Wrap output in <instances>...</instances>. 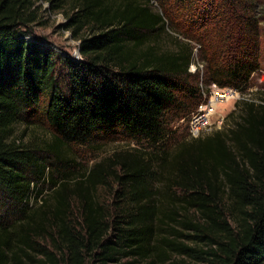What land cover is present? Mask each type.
I'll list each match as a JSON object with an SVG mask.
<instances>
[{
  "label": "trees",
  "instance_id": "trees-1",
  "mask_svg": "<svg viewBox=\"0 0 264 264\" xmlns=\"http://www.w3.org/2000/svg\"><path fill=\"white\" fill-rule=\"evenodd\" d=\"M158 2L0 0V264H264V94L240 98L210 135L166 146L171 118L195 110L203 86L245 95L262 68L264 5ZM45 12L65 15L80 60L34 35ZM163 35L174 49L160 47ZM193 46L200 85L189 73ZM32 118L51 133L56 159L99 141L139 149L81 174L76 209L62 184L32 210L42 194L34 180L48 173L13 137ZM110 183L106 207L93 192Z\"/></svg>",
  "mask_w": 264,
  "mask_h": 264
},
{
  "label": "rangeland",
  "instance_id": "rangeland-1",
  "mask_svg": "<svg viewBox=\"0 0 264 264\" xmlns=\"http://www.w3.org/2000/svg\"><path fill=\"white\" fill-rule=\"evenodd\" d=\"M261 3V4H260ZM152 7L155 10H159L158 0H151ZM259 5H264V0H258ZM44 8H48L47 4L43 5ZM44 25L33 28L34 35L43 42V45H47L54 49L56 52L70 57L72 59L80 60L81 56L79 53L78 46L80 42L73 38L70 31L66 30V18L61 12L59 13H48L44 14ZM261 46H262V68L259 72L255 73L250 81L249 88L243 97L240 95L230 98L225 104L218 106L217 114L213 120L221 119L223 127L225 118L230 113H238L236 102L240 98L244 100L254 99L258 102L256 94H264V17L261 18ZM172 34V33H171ZM30 40V38L28 39ZM182 41V39H180ZM160 47L162 49H174L171 38L162 36L160 39ZM192 61L189 66V73L194 76L193 85L202 84V70L203 67L198 60L196 47H192ZM205 95L207 96L206 88L203 86ZM210 98V97H209ZM208 98V99H209ZM194 109L186 116L174 117L170 124L172 135L167 141V148L169 151H174L183 144H188L192 141L188 133V123L191 114ZM235 115V116H236ZM34 118L30 119L28 123L19 122L14 125L13 137L19 141L22 145H25L36 151L35 156L41 160L43 165L46 167L47 176L42 180H34V188L42 192L40 197L32 199L29 206L32 210H35L39 205L40 201L47 200L52 201L53 193L61 188L62 184H67V195L72 201V208L76 209V196L73 194L75 190L76 181L80 180L81 174H85L95 164L104 161L111 157L115 152L119 151H131L136 148L139 149L135 144H128L121 141H107V142H95L87 146H74L71 149L66 150L65 154L60 156L58 159L53 158L46 152V147L52 142V135L49 133L44 126H42ZM219 125L213 124L211 127L206 128L202 135H210L218 129ZM145 152H149L145 146L140 148ZM37 181V183H36ZM59 183L58 187H52L51 183ZM111 187H98L93 192L95 199L106 207L110 206L113 200V191L117 188L115 183H110Z\"/></svg>",
  "mask_w": 264,
  "mask_h": 264
},
{
  "label": "built area",
  "instance_id": "built-area-1",
  "mask_svg": "<svg viewBox=\"0 0 264 264\" xmlns=\"http://www.w3.org/2000/svg\"><path fill=\"white\" fill-rule=\"evenodd\" d=\"M237 95H239V93L235 90L218 89L212 86L211 92L207 96L205 94L203 95V100L190 116L188 123L189 136L191 138L200 137L202 132L213 124L219 125L218 129H220L222 120H213L214 116L217 114L218 106L225 104L230 98Z\"/></svg>",
  "mask_w": 264,
  "mask_h": 264
}]
</instances>
